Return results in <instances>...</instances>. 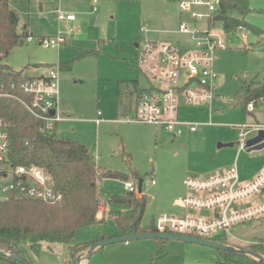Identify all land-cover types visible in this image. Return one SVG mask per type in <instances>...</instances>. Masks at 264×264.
I'll return each mask as SVG.
<instances>
[{
	"label": "rangeland",
	"instance_id": "374dc122",
	"mask_svg": "<svg viewBox=\"0 0 264 264\" xmlns=\"http://www.w3.org/2000/svg\"><path fill=\"white\" fill-rule=\"evenodd\" d=\"M211 3L219 6L215 0ZM9 5L20 15L22 24L16 31L21 32L22 25H26V34L32 41L22 37V43L14 45L1 64L15 71L34 68L32 76L45 74L50 66H59V108L69 116V121L57 125L55 137L85 145L100 171L124 175L136 187L138 180H142L141 190L146 196L142 226L152 225L162 214L184 218L193 213L173 203L174 198H184L190 193L183 184L187 178H203L235 162L239 181L244 184L254 178L244 179L246 175L264 169V150L242 151L235 157L237 126L264 124V98L258 101L253 113L244 111L236 98L244 85L258 86L264 82V0H249V11L243 16L232 12L233 17L262 31L261 36L243 28L226 32L220 20L196 21L180 11L178 0H29L28 3L16 0ZM194 11L205 12V8L196 7ZM58 12L73 14L77 22L71 27L63 24L66 22L58 23L55 20ZM180 23L193 30L208 28L220 35L225 44L214 52L212 67L216 81L211 114L207 106H195L182 99L177 111L180 120L210 124L173 139L167 131L152 125L115 122L124 118L119 113L128 100L123 96L122 108L118 107L117 82L138 80L143 86L137 69V46L144 39L170 42L180 46L181 52L193 49L189 36L178 32ZM56 35L65 37L58 50L38 43L39 38ZM218 143H233V146L218 147ZM151 177L154 185L149 184ZM126 180L98 181L106 220L98 219L79 230L75 236L79 241L117 232L113 216H131L132 211L126 205L110 202L112 197L126 193ZM252 204L253 200L248 199L240 206ZM211 239L244 247L264 241V218L245 222L229 232H218ZM35 243L39 244L36 261L31 253ZM160 246L159 249L151 239L113 243L84 261L86 264H224L226 259L218 250L193 243L166 241ZM19 247L34 264H76V257H70L69 247L64 243L23 241ZM238 260L247 264L254 261L247 255ZM0 264L8 263L0 261Z\"/></svg>",
	"mask_w": 264,
	"mask_h": 264
},
{
	"label": "built area",
	"instance_id": "2783aa9c",
	"mask_svg": "<svg viewBox=\"0 0 264 264\" xmlns=\"http://www.w3.org/2000/svg\"><path fill=\"white\" fill-rule=\"evenodd\" d=\"M215 1L219 5V0ZM196 7H204L205 12L194 11ZM179 9L196 21L207 18L211 22L219 6L215 7L211 0H179ZM55 20L58 23L74 22L75 16L58 12ZM178 32L190 36L192 51L181 52L176 45L147 38L139 45L137 69L143 78V86L137 80L140 95L135 113L125 119L126 122L163 128L173 137L181 136L185 130L194 133L200 126L210 124L180 120L177 111L182 99L195 106H207L211 114L216 81L212 67L214 52L225 46L221 36L211 33L208 28L205 31L193 30L181 23ZM26 38L27 42L32 41L30 36ZM38 43L58 50L65 43V37L39 38ZM34 71V68L13 70L22 79L13 80L10 84L1 82L0 97L15 99L38 122L39 133L51 136L58 124L69 120L59 108V66H50L45 74L30 75ZM257 103L249 102L247 111L252 113ZM237 129V150L246 151V141L264 129V124H242ZM154 183L151 177L149 184ZM183 184L190 193L181 198L180 204L193 213L184 218L166 214L158 216L153 221L156 233L214 241L211 238L218 232H229L240 224L264 218V169L251 182L244 184L239 181L235 165L203 178H187ZM124 186L126 192L140 196L134 181H127ZM12 197L52 206L60 204L63 199L53 178L44 169L15 164L11 160L8 124L0 117V202ZM248 199L253 200L252 205L240 206ZM104 208L105 203L100 201L98 213Z\"/></svg>",
	"mask_w": 264,
	"mask_h": 264
},
{
	"label": "trees",
	"instance_id": "16d2710c",
	"mask_svg": "<svg viewBox=\"0 0 264 264\" xmlns=\"http://www.w3.org/2000/svg\"><path fill=\"white\" fill-rule=\"evenodd\" d=\"M10 1L12 0H0V83L5 84L22 79L17 77L12 69L1 64L10 49L21 43L22 39L16 31L18 14L10 8ZM248 1L219 0V10L213 20H220L226 32H235L243 28L251 30L256 36L263 35L262 31L232 16V12L235 11L242 16L245 15L249 11ZM116 90L118 105L122 104L123 96L128 99L126 104H129L132 99L136 102L140 95L135 81H118ZM236 98L243 105V110L247 111L249 102H258L264 98V82L258 86L244 85L242 93L236 94ZM0 117L8 124L11 160L15 164L33 165L44 169L53 178L56 190L63 196L62 202L53 206L13 197L1 201L0 245L4 250L13 251L25 258L19 247L23 241L71 244L79 230L98 221L96 217L100 199L96 181L103 178L126 180L127 177L98 170L85 145L56 138L55 135L39 133L38 122L13 98L0 97ZM110 202L126 205L132 211L131 216L124 214L113 216L116 228L123 235L156 232L153 224L147 227L141 225L146 206V196L143 193L137 197L134 193L126 192L121 196L112 197ZM99 221L103 222L102 219ZM102 239L105 237L99 238ZM155 242L160 249V244L166 241ZM91 243L69 246L72 257L78 250L88 248ZM38 247L37 243L31 246L32 254L35 255ZM247 247L264 255V241L249 244ZM219 252L226 258L224 264H247L238 260L244 257L243 254ZM0 261L20 264L1 255ZM253 264L258 263L253 261Z\"/></svg>",
	"mask_w": 264,
	"mask_h": 264
},
{
	"label": "water",
	"instance_id": "95a60500",
	"mask_svg": "<svg viewBox=\"0 0 264 264\" xmlns=\"http://www.w3.org/2000/svg\"><path fill=\"white\" fill-rule=\"evenodd\" d=\"M17 45H20V42L17 43ZM51 114H53V112H51ZM217 146L218 147H223V146L231 147L233 146V143H228V144L218 143ZM246 147H247V150H246L247 152L263 150L264 149V129L258 130L256 135L249 138L246 141ZM141 189H142V180L139 179L138 184H137L138 194L142 193ZM143 239L180 241V242H186V243H193V244H198L202 246H207V247L213 248L218 251L234 252L238 254H243L245 256L247 255L253 258V260L258 264L261 262H264V255L258 254L248 247H244L240 245H230L228 243H219L216 241L205 240L201 238H195V237H189V236H183V235L152 232V233H138V234H132V235L117 236V237H111V238L94 241L88 246L85 253L83 252L82 255H79L76 257V264H81L82 261L88 259L91 256V254L94 252V250L97 248H102L104 246H107L113 243L130 242V241H137V240H143ZM0 255L6 256L7 258L13 261H16L20 264H34L33 262L27 260L26 258L18 255L17 253L13 251L4 250L1 245H0ZM34 259L36 261L35 255H34Z\"/></svg>",
	"mask_w": 264,
	"mask_h": 264
},
{
	"label": "crops",
	"instance_id": "0c3cea01",
	"mask_svg": "<svg viewBox=\"0 0 264 264\" xmlns=\"http://www.w3.org/2000/svg\"><path fill=\"white\" fill-rule=\"evenodd\" d=\"M12 1H16V0H12ZM12 1H10V3L12 2ZM29 2V0H27V3ZM178 2H179V0H178ZM9 3V4H10ZM10 6V5H9ZM12 10H14L13 8H11ZM17 14H18V25H17V27H20L21 26V20H20V15H19V13L16 11V10H14ZM181 13V12H180ZM182 14V13H181ZM77 22V19L75 18V21L74 22H66V23H63L64 25H68L69 27H71V26H73V25H75V23ZM181 24V23H180ZM178 26H179V24H178ZM141 30H142V28H141ZM145 31H144V33L146 34V33H148V31L146 30V29H144ZM17 33L21 36V38L22 37H27V34H26V25H22V28H21V32H18L17 31ZM188 36V35H187ZM189 38H190V36H189ZM22 40V39H21ZM152 40V39H151ZM190 40H191V38H190ZM156 41V40H155ZM160 42H166V41H160ZM191 42H192V40H191ZM22 43V42H21ZM20 43V44H21ZM166 43H170V42H166ZM172 44V43H171ZM138 45V44H137ZM136 45V46H137ZM140 45V44H139ZM139 45L137 46L138 48H139ZM173 45H175V44H173ZM177 46V45H176ZM179 49L181 48L180 46H177ZM192 47H193V42H192ZM181 51V50H180ZM190 51H192V50H190ZM134 81V80H133ZM135 83H136V86H137V80H135ZM137 88H138V86H137ZM138 90H139V88H138ZM132 103V104H131ZM130 105H133L132 107V110L130 111L129 109H130ZM118 107L119 108H122L120 105H118ZM135 107H136V102H134V101H131L129 104H125L124 105V107L120 110L121 111V113H119L120 114V116H124V118H121V119H115L114 121L115 122H126L125 121V119H127V118H131L133 115H134V113H135ZM63 113V112H62ZM253 113V112H252ZM64 115H65V113H64ZM67 115V114H66ZM65 115V116H66ZM67 117H69L68 115H67ZM69 121V120H68ZM246 124H250V123H246ZM251 124H262V123H259V122H255V123H251ZM242 125V124H241ZM202 127V126H201ZM163 129V128H162ZM166 131V130H165ZM237 131H238V129H237ZM184 133H188V134H190V132L189 131H187V130H185L184 131ZM183 133V134H184ZM239 133V132H238ZM171 136V135H170ZM173 139H175V138H177V137H173V136H171ZM237 142V141H236ZM228 144V143H227ZM264 150V149H263ZM242 151H240V152H238V150H237V146H236V153H235V157H237L238 155H239V153H241ZM247 152V151H246ZM247 153H250V152H247ZM235 161V160H234ZM93 162V161H92ZM94 164V163H93ZM233 165H236L235 164V162H233L232 164H229L228 166H227V168L225 167V168H222V170L221 171H218V172H213L212 174H214V173H219V172H222V171H225V170H227V169H229L230 167H232ZM263 167H264V165H263ZM237 168V167H236ZM262 169V168H261ZM260 169V170H261ZM258 169H256V170H254L253 172H252V174H250V175H246L245 177H244V179L245 178H247L248 179V177L249 178H252L253 176L255 177L256 176V174L260 171H258V172H256ZM237 172H238V170H237ZM212 174H209V175H212ZM208 175V176H209ZM239 175V174H238ZM203 177H206V176H203ZM97 191H98V193L100 194V190H98V188H97ZM181 198H182V196H180V197H176V198H174L173 199V203L176 205V206H179V207H182L181 206V204H180V200H181ZM183 208V207H182ZM101 214H98L97 215V220L99 219H104L103 220V222H105V218H106V215H105V213H106V208H104V211L102 212H100ZM103 215V216H102ZM108 216L110 217V216H112V215H110V212L108 213ZM102 217V218H101ZM143 227H147V226H143ZM78 233V232H77ZM117 236H125V235H123L122 234V232H120L118 229H117V232H114V231H112L110 234H98V235H96V236H94L93 238H91V239H89V240H81V241H79L78 239H77V237H75V239H74V242H72L71 244H67V246L69 247V246H73V245H75V244H84V243H91V242H93V241H96V240H99V238L100 237H105V239L106 238H111V237H117ZM155 241V240H154ZM101 248H97V249H95L94 250V252H97L98 250H100ZM86 250H87V248H85V249H81V250H78L75 254H74V257H72V255H71V252H70V250H68V252H69V255H70V257L71 258H75V257H77V256H79V255H82L83 254V252L85 253L86 252ZM93 252V253H94ZM32 253V252H31ZM24 255H25V253H24ZM81 264H86V262L85 261H82L81 262Z\"/></svg>",
	"mask_w": 264,
	"mask_h": 264
}]
</instances>
